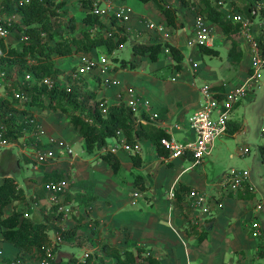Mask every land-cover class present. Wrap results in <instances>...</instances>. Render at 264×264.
I'll return each mask as SVG.
<instances>
[{
    "label": "rangeland",
    "instance_id": "rangeland-1",
    "mask_svg": "<svg viewBox=\"0 0 264 264\" xmlns=\"http://www.w3.org/2000/svg\"><path fill=\"white\" fill-rule=\"evenodd\" d=\"M55 1L56 3H63L65 6V8L57 12V16L53 17V24L55 25V29L57 30L59 35L65 36V37H72L73 35H80L78 31H82V29L85 28L83 19L86 16V14L90 12L83 8L82 0H55ZM131 1H134V2H131ZM131 1L127 3L128 6H131L133 8V12L130 15L131 17H133L134 15L136 16L139 13H143L149 18L155 17V14L153 12L154 11L153 3L148 5L138 0H131ZM167 1L170 5H172L178 11L179 21H184L188 26H190V29H192L193 25L195 24V20L197 16H195V14L193 13V7H191V5H193L194 3L198 4L199 3L198 0H167ZM222 1H223V6H225L226 4L232 5L230 8L231 12L233 13L238 12L242 16L243 15L247 16L244 11V8L246 7L245 1L243 0H222ZM135 2L143 6H139ZM186 3H189L190 5H186ZM65 9H66V13L63 12V10ZM257 16L254 17L253 19L258 18V20H261V21L264 20L261 11ZM70 17H74L76 19V23L78 26L77 32H74L69 26ZM144 21H145V18H140V22H143L144 24H147L146 22L149 20L145 22ZM107 23L110 29H114L110 21H107ZM254 23L255 21L253 22V25ZM253 25L250 26L251 27L250 33L257 32V29H255V26ZM136 33L137 35H134V34L129 35L130 37L129 44L128 45L125 44L119 49H117L119 50L118 52H116L115 50L114 52L110 53L108 49L103 46V47L94 49L91 53V55L93 56L106 57L108 61L110 62L109 66L113 69L112 73L113 75H115V77H116L117 71L121 72L120 78L117 77L118 80H120L118 86L107 85L99 76H93V75H85L79 81L80 84H78V82L73 84L71 75L72 73L76 71L78 67V64H79L78 55H73V56L66 57V58H63V57L61 58L56 55H53L56 61L57 67L62 70V74L58 76L55 82L59 85L60 88H66L71 85H73V87H78L81 93L84 94L82 95V99H85V100H89L90 93H95L98 99H105V102L109 107L114 106L117 103L116 101L118 99L116 98V90L119 91L120 89L122 90L127 87H131L130 85L136 88L140 93L147 95V97L150 98V100H153L156 105H159L161 102H163V100L165 101L168 100L167 103H169L170 98L175 99V101L173 102L174 105L175 103L177 104V102L179 101V100H176L179 98L177 94H174V93H172L171 95L163 94V97L161 96L162 92H167L170 90L169 89L170 87L174 86L172 83L168 84L169 82L167 81L171 82L172 81L171 75L174 74L175 72L177 73L180 72L177 69V63L173 60V58H169V56H166L165 54H161L160 60L158 61V63L153 62L148 56L142 57V56L135 55L132 49L133 43H148V44L158 43V42H155L154 39L144 40L145 42L141 40V42H138L139 39H141L142 33L137 32V31ZM139 33H140V36H139ZM171 33H172V29L170 27L167 28V31H164V34H162V36H160V38H158L157 41L165 39V37L169 38L168 35L166 34H171ZM174 33H177V31ZM108 34L109 33L100 34L96 30L94 31V35H95L94 37H97L98 35L106 37L108 36ZM23 35H24L23 32H20L19 30L16 29L10 34L7 40L8 45L10 47L20 48L21 50V46L19 44L21 43V39ZM192 38L193 36H190V39L188 41L190 46H194L192 44V40H191ZM185 50H186L188 57L189 55L190 56L192 55L193 50L190 49L188 46L186 47ZM221 50H222V54L227 57L228 51H226L225 45L224 47H221ZM193 55H194L193 56L194 61L196 63L198 62L199 64L198 71L200 72V74L196 68H193V67L189 68L188 65H190V63L186 62V65L188 64L187 65L188 71L186 73H189L190 75L186 74L184 77V81L186 82L187 85H189L188 86L189 92H188V95H186V100L192 101L193 107L196 108L197 103L200 100V92L198 88L194 86L193 87L190 86L193 81H194L193 83H195L193 85L195 86L198 85L201 87L204 84L214 85V83H215L214 86H217V85H223L226 82L232 83V81L235 80L236 74L232 71V72H227L228 74L224 75V73H222L223 71L222 72L218 71V68L221 65H223L224 62H221L217 58H211L210 56H207V55L202 56L201 52H198L195 50L193 52ZM0 57H1V54H0ZM225 59L226 58H224V60ZM248 64H249V61L247 59L244 65L248 66ZM131 65H134V68H132ZM262 73H263V78H262L260 87L258 88L257 99L253 102L242 100L241 103L243 104L244 101L245 103L239 109V112L237 115L238 120H239L238 123L240 122L244 123L246 126L245 130L239 133L237 138H231L233 135L231 132L228 131L226 134L227 137L220 138L215 144V148L212 153L211 161L207 166V170L209 174L215 176L216 179L218 177V179L222 180L223 178H225L226 174H228V172L232 170L242 171V170L250 169L254 177V180H256L258 184H262V181H264V162L262 161V156L260 155V152H259V148L261 144L264 143V137H262L263 130H264V69ZM214 76H217V77L225 76V79L224 80L220 79L218 81L216 80V82L214 83L211 82L210 80H206L200 83L202 80V77L204 79H210V78L214 79L215 78ZM12 77L13 78L10 81L11 83H13L16 79L14 74ZM156 82H159L158 85L154 84ZM0 89L2 90V87H0ZM254 90L249 92L248 97L251 94H253V92H255ZM9 94L11 95L10 90H9ZM90 103L91 105L93 104V101L91 99L88 101V105H90ZM15 107L19 110L29 111L30 113L28 117L33 116V119H35L36 123L38 124L40 123L39 119L35 117L36 114L40 113L39 110L37 109L28 110V108H26L23 103H20L16 105ZM41 112H42L40 113L41 116L47 113L46 111H41ZM167 112H168L167 108L165 109L162 108L160 111H157V112H153L151 109V113L153 114V117H154V122L162 123L164 120H169L170 121L169 124H172L173 121L175 122L176 119L170 118L168 115H166L168 114ZM55 114H57L56 118L62 121L66 127L60 128L61 131H60V136L58 137L59 139L58 141H55L54 144L56 145V147L59 145L62 146V148L59 149L60 152L58 153L59 155L58 158L59 159L64 158L66 160V162H64L65 164H67V168L65 172L68 174V179L72 182L71 185H72V188L74 189L73 193L69 194L71 195L70 196L71 199L69 203L72 205L71 207L73 211L71 215L68 217L67 221L69 223L70 221H73V220L77 222V218L79 217L82 218V220L79 222L78 228L72 237L66 239L62 236V243L60 246L58 245L56 248V251H55L56 257L53 262H56L57 264H77L79 261H84L83 260L84 254L86 252H90L92 260H93V264H97L96 261L98 260H103L106 264H114L115 261H113L109 257H106V255L103 253L102 247L104 244H109V245L119 247L121 250H125L126 244H127L126 235L130 234L129 232L130 227L127 226L126 224H114L111 215L108 217L109 215L108 211L110 209V206L112 207L113 205L112 200L100 203L101 205L98 204L100 205L99 209L96 207L98 211L95 210V207L89 208V209L87 208L91 204V202H93L92 195H93L94 185L88 186L86 182L79 183L80 181L77 178H75L76 175L72 173L74 169L70 168L69 163L67 162L68 161L67 158L72 156L68 153L69 149L73 150L75 156H82L88 160L94 158L95 154L100 153V155L102 156V154L109 153V149L111 147H114L115 145L120 144V141L116 142V138L109 139L108 144L106 146H101L99 149H96L94 151L95 154L93 153L88 154L86 152L87 150H86V146H85V142L83 138H81V136H79L78 134L74 132L75 129L69 123L67 116L62 113H55ZM48 115L52 118L55 117L54 113L51 111H50V114ZM52 118H47L46 116H44L43 118L45 126H47L48 128L50 127L51 130H52L51 126H53V121H54ZM69 125H71V127H69ZM245 146L251 149V153L250 155L242 156L241 150H243ZM141 147H142V154H144V157L148 161L153 162L154 160L153 154L155 151L154 147L152 146V149L150 147L148 148L143 145H141ZM133 150H134L133 152L128 153L127 155L132 157L133 156L132 154H134V152L136 151L134 148ZM58 155L55 154V156L51 158V160L56 159ZM1 157L2 159L0 162V181L3 180V171L7 170L9 167L13 168L15 174H17L18 176V179L26 183L27 182L30 183L31 181H38V180H35V178L29 179V181H27L29 176L27 172L25 171V168L29 166L31 169H34L36 166V163H34L32 159L28 157L24 158L19 155L16 156L12 152H4ZM90 166H91V169L94 171V178L97 182L98 190L100 194H102V196L105 198L106 197L115 198V199L118 198V200L114 202L115 208H116V218H119V216L122 214H125V212H130V211L134 212L133 208L131 207V204L133 207L136 208L139 205L140 201H142L141 199L144 197L143 196L144 194L141 195L142 192L140 193L141 195L140 200L135 199L133 195L130 194L131 186L129 184L133 186L134 180H136V176L138 175V173L145 174V172L139 171L138 168H135L131 165L126 164L123 167L120 175L114 176L112 169L106 164L105 161H102V160L96 161V162L91 161ZM190 166H191L190 167L191 169L196 168L193 171H191V174L192 173L199 174L203 170V168L201 169L202 167L201 165H193L192 163L190 164ZM142 167H144V165ZM152 167L154 168V170L158 169L157 166L154 165V163L152 164ZM197 167H200V168H197ZM190 168H188L187 170H189ZM179 171L180 169L178 168L171 169L165 166H163V168H159L158 170L159 173H158L157 180L160 184H162V186L160 187V191H163V199H166V201L170 205V208L173 207L175 204V197L172 198L171 193L176 190L177 186L176 187L171 186L169 190L165 188H167L168 185L171 184V179L174 178L175 175ZM28 172H29V175H33L32 173H35V174L37 173L36 175L38 176L41 175V173H39L38 170H35L32 173L30 171ZM144 177L146 178V182L149 181V185L150 184L151 185L153 184L155 186L157 185L156 183L150 182L151 180L153 181V178L155 177V175L148 174V176L145 175ZM215 177L212 178L213 182L216 184L219 183L220 185L222 181L218 179L216 180ZM115 182H116V185L119 186L118 188H115L114 186ZM134 189H135V185L133 187V191ZM139 191H140L139 189H136L134 192H139ZM38 196H44L42 187L40 188L39 192L36 191L31 196L30 201L20 202L18 204H16L17 202H15L16 206H14V208H17V209L23 208V210H26L32 206L34 201H37ZM129 196L131 198H129ZM217 197L218 195L212 196V199L210 200H213V201L217 200ZM130 200H131V203H130ZM166 201H162V203L157 201V205L159 204L161 205H159V209H155V211H156L157 216L162 219V222L159 226V230L163 231L164 229L165 233H167V235L169 236L170 226L167 222L168 213L164 214L165 210L166 212H168L167 209L165 208V204H167ZM216 202H218V200ZM52 204L53 205L50 210L47 208V210L50 212L48 215H45L43 213L45 217H42L39 213L38 214L39 216L37 217L35 216V219L41 220V221L42 220L47 221V223H49L50 226H52V223H50L51 221H54V223L56 221H59V222L61 221V223H64V221L62 220L63 217L57 216L59 207L56 206L55 203H52ZM148 204H150V202H148ZM263 209L261 208L260 211H262ZM31 211L32 210H30V212ZM95 211L97 212L96 215L94 214ZM197 211H200L201 214L206 215L205 218L200 217L197 214L198 213ZM197 211L194 212L193 210L189 211V209H185L184 211L185 213L183 212L182 215L183 216L189 215L190 218L192 219L191 223L200 225L201 221H204L205 223V222L210 221L212 218L216 219V216L219 213V211H217L218 213L216 214H212V215L206 214L204 213L202 209H199V208H197ZM226 211L230 213L232 211V206L230 205L227 206V208L224 211H222V213L219 216V219L216 225L217 227L216 230L218 231V233L222 234L220 237H224L226 235L225 234L226 229L228 228V218H227L228 215ZM99 213H100V216H99ZM147 214H150V212H148ZM134 216H137V215L134 214ZM262 217H264V215ZM147 219L148 217L142 221H138L139 223V224L137 223L138 226L141 225L140 223H145L146 225L145 220ZM128 220L129 218L127 217V221ZM185 221L183 225L187 226V223ZM235 222L236 221L233 220L230 223V225H233ZM69 223H67V226L64 224L62 227H69ZM138 226L135 227L134 225H132L131 228L137 229ZM54 227H56V225ZM62 227L61 226L59 227L61 229L60 231L61 235H63L62 233L64 232L62 231L63 230ZM251 229H252L253 235H254V232H256L258 229L260 230L261 233L263 232V229L262 227L260 228V224L258 223V221H255V225L254 224L251 225ZM148 233H150V230L146 228V230H144V235H148ZM0 235H1V228H0ZM253 237H256V236H253ZM244 241L245 239L235 240V235H234V240L232 241V243L234 245L235 244L241 245L244 243ZM67 245L70 246L71 248L69 247L67 248ZM1 251L3 255L5 256L14 255V250H12L10 246L8 245L2 246ZM66 251H69V253L64 254ZM236 256L240 257V253H236ZM254 256H255L254 257L255 259H254L253 264H258V262L256 261L257 257L256 255ZM0 261L3 263L6 262V260H0ZM34 262L35 261L31 260V264H35ZM15 264H23V263H15Z\"/></svg>",
    "mask_w": 264,
    "mask_h": 264
},
{
    "label": "crops",
    "instance_id": "crops-1",
    "mask_svg": "<svg viewBox=\"0 0 264 264\" xmlns=\"http://www.w3.org/2000/svg\"><path fill=\"white\" fill-rule=\"evenodd\" d=\"M114 1H115L116 6H121V5H127V3L130 2L131 0H114ZM260 1L264 2V0H260ZM131 2H134V1H131ZM136 4H138L139 6H143L139 3H136ZM149 4H151V3H148V5ZM231 6L232 5L226 4L225 6H222L220 9L224 13H228V12H231L230 11ZM64 8H65V6H64ZM153 8H154L153 12L155 14L154 18H149L145 14L139 13L136 16L135 15L133 17L130 16L129 20L124 25L126 27V31H127L128 35H131V34L137 35L136 31L142 33L141 39H139L138 42H141V40L144 41V40H149V39H154L155 42H158V43L168 42V43L176 46L177 48H179L183 52V54L185 56V60L183 61V70L178 72V73L175 72L174 74L171 75L173 82L172 81L171 82L167 81V82H169L168 84L172 83L174 86L170 87L169 91L162 92V95H161L163 97V94L171 95L172 93H174V94H177L179 96V98L176 99L179 101L177 102V104L175 103V105H174L173 102L175 101V99L170 98L169 103H167L168 100L167 101L163 100V102H161L159 105H156L153 100H150V98L147 97V95L140 93L136 88L135 89L140 94L147 97L151 101L153 112L160 111L162 108H164V109L167 108L168 114H166V115H168L170 118L176 119L175 122L173 121L172 124H169V122H170L169 120H164L162 123H159V122L157 123L154 121H151V122L155 123L159 127H162L163 129H165V131L168 134H170V136L172 135L178 141L185 142V141L190 140L194 137L193 136L194 134L189 127L188 120L194 113H196L197 111H199L201 109V105H202V101H203V97H202V93H201V87L203 85L201 87L198 85L195 86V85H193V84H195V83H193L194 81L192 82V84L190 86H192V87L194 86V87L198 88V90L200 92V100L198 101L199 104L196 102L197 106H196V108H194L193 102L190 100H186V95H188V92H189V87H188L189 85H187L186 82L184 81L185 75L189 74V73H186L188 71V67L192 68L193 63H196L193 59L194 50L200 52L198 47L190 46L189 42H188L190 39V36L194 35L195 24L193 25V28L190 29V26H188L184 21H179L180 23L185 24V28L175 30L174 28L170 27L172 29V33L166 34V35H168L169 38L165 37V39L157 41L158 38H160V36H162V34H164V32L157 34L156 32L148 31V30H146L145 24L143 22H140V18H145V21L149 20V21H152L156 24L163 25L165 27L164 31H167V28H169V26L166 22L165 17L159 12L158 8L156 7V5L154 3H153ZM236 13H238V12H236ZM178 17H179V14H178ZM254 21H255V23L253 26H255V29H257V32L251 33V37H246V36H243L241 34L236 39L237 42L239 43V51L243 53V60L240 64L234 63L232 58L229 56V50L231 48V41L228 40L227 37L223 34L220 27H218L216 24H213L212 22L208 21L210 23V25L212 26V34H211V38H210L208 47L213 48V49L220 52L219 57H211V56L210 57L211 58H217L221 62H224V64L218 68V71H221V72L223 71L222 73H224V75L228 74L227 72L233 71L236 74L235 80H237V81H235V80L232 81V83L226 82L223 85L214 86L215 85L214 82H216V80L217 81L220 79L224 80L225 76L224 77L214 76L215 77L214 79H211V78L210 79H204L202 77V80L200 83H202L206 80H210L211 82L214 83V85H210V84H208V85H210L212 87V90L218 95V97L223 98L224 95L228 91H231L232 89H235V88L242 87L244 85V83H246V81L249 79V77L252 73L254 44H253V42H251V39L255 38L259 44L258 39L261 37L264 38V35L262 33L263 26L261 25V20H258V18L257 19L255 18V19H253V22ZM195 22H196V20H195ZM250 30H251V28H250ZM176 31H177V33H174ZM140 33H139V36H140ZM221 42H222V44H221ZM128 44H129V42L126 43V45H128ZM144 44H148V43H144ZM153 44H157V43H153ZM224 45H225L226 51H228L227 57L222 54L221 47H224ZM187 46L193 50L192 55L191 56L189 55V57H188L186 50H185ZM165 49L166 48H164V50ZM118 51L119 50H116V52H118ZM162 54H165L164 51ZM202 56H205V55H202ZM78 57H79V55H78ZM224 58H226V59L224 60ZM247 59L249 61V64H248V66H245L244 63L246 62ZM186 62L190 63V65L187 64L188 67L186 65ZM156 63H158V62H156ZM197 64H198V62H197ZM198 68H199V64H198ZM198 68H196L197 71H198ZM120 74H121L120 71L116 72V79H118L117 77L120 78ZM199 74H200V72H199ZM215 74H216V72H215ZM191 80H192V78H191ZM261 82H262V79L254 88H252L250 90V91H252L255 89L254 90L255 92H253V94H251L249 97H248V95H249V93H248L247 97L243 100H245V101L247 100L249 102L255 101L258 97V88L260 87ZM158 83L159 82H156L154 84L158 85ZM130 86L132 87V85H130ZM124 97H125L124 89H122V90L120 89L119 91L116 90V98L118 99L116 101L117 102L116 105L124 104L123 101L121 102V98L123 100ZM245 101H244V103H245ZM241 102L238 103L234 107V109L232 110V112L230 114V119L228 122V126H229L228 131L231 132L233 135L231 138H237L239 133L243 132L246 128L244 123L240 122L242 125L240 123H238L239 120H238L237 115H238L239 109L244 104V103L242 104ZM46 112L47 113L44 114L43 116H41V114H40V113H42L41 111L39 114L35 115V117L39 119L40 125L42 126V130L44 132V135L42 136L41 148L43 150H52L54 154L58 155V153L60 152L59 149L62 148V146L59 145L56 147V145L54 143H55V141H58V139H59L58 137L60 136V131H61L60 128H63L66 126L63 124L62 121H60L58 118H56L57 114L54 113L55 117L53 116L54 118H52L48 115V114H50V111H46ZM44 116H46L47 118H52L54 120L53 126H51L52 130L50 129V127L48 128L47 126H45V123L43 121ZM134 121L136 122L138 128L140 127L141 124L147 125L149 123V122L148 123H142L141 121L139 122L137 120H134ZM71 125H69V127H71ZM176 127H178V128H176ZM236 127H239V128L237 130H235L234 132H232L233 129ZM74 132L76 134H78L76 132V130ZM122 136H123V134H122ZM224 137H227V135H225L221 138H224ZM262 137H264V130H263V136ZM119 138H120V136H117L116 142L119 141ZM144 141H146V142H144ZM141 145L148 147V148L150 147L151 149H152V146L154 147L155 151L153 154L154 155L153 162L148 161L144 157V154H142ZM245 148H249V147L245 146L243 148V150H241V155L242 156L250 155V153H251L250 148H249L250 149L249 154H246V155L243 154V151ZM4 152H12L16 156L19 155V156H22L24 158L28 157V158L32 159L34 161V163H36L35 160L32 158L33 155H31V154L33 152L31 151L30 148H28L27 153H24L23 151H21L20 148H13V149L1 151L0 152V162L2 159L1 156ZM86 152L88 154H92V153H89L88 151H86ZM259 152H260V155L262 156V161L264 162V143L261 144V146L259 148ZM121 153H123V154H121ZM93 154H95V153H93ZM127 154L128 153L126 151L121 149L115 155H117L121 160V163H122L121 171H122L123 167L126 164H128V165H131L135 168H138L139 171L145 172V174L138 173V175L136 176V180H134V185H135L134 191L136 189H139L140 190L138 192L139 195L142 192L141 195L144 194L143 195L144 197L141 199V195H140L138 198H135L134 193H136V192L133 191L134 185L132 186L131 184H129L131 186L130 194L133 195V197L135 199H138V200L141 199L142 201H140L139 205L136 208L133 207L131 204V207L133 208L134 212H131V211L125 212V214L120 215L119 218H116V208H115V204H114V202H116V200H118V198H116V199L110 198V197L105 198L102 196V194H100V192L98 190L97 182L94 178V171L91 169V166H90L91 161H94V162L100 161V160L104 161L101 158L100 153L95 154L94 158L89 159V160L82 157V156H75L74 152H73V154H70V155H72L71 156L72 159H71V157L67 158L68 159L67 162L69 163L70 168L74 169V171L72 173H74L76 175V177L74 175L73 176L80 181L79 183L86 182L88 184V186L94 185L93 186L94 190H93V195H92L93 196V199H92L93 202H91V204L87 208L89 209V208L95 207V210L98 211L99 206L101 205L100 203L112 200L113 205H112V207L110 206V209L108 211V213H109L108 217L111 215L114 224H126L127 226L130 227V229H129L130 234L126 235V243L127 244H126L125 250H121L119 247L109 245V244H104V245H109L111 247L117 248L122 253H124L127 250H131L137 254V249L143 248L146 251L145 253H143L144 257L148 256L150 254V255L156 257L157 259H159L163 264H253L254 259H255L254 255H256V257H257L256 261L258 262V264H264V258L258 256V252L260 250V247L262 245L264 246V217H262L264 215V209H263L264 208V181H262V184H258V182L256 180H254V177H253L250 169H246V170L250 171V184L252 185V187L254 189L251 194L254 195V198L249 199V200H244V199L239 198V196L248 195V192H250L249 190H247L245 192L240 191L237 194H235L233 192L229 193V192H227L228 189L222 185L223 180L226 179V177L228 176V174L231 171L228 172V174H226L225 178H223L222 180L218 179V177H217L218 180L222 181L220 183V185H219V183L216 184L213 182L212 178H214L215 176L210 175L208 170H207V166L211 161L212 155L210 157H208L204 161V163L201 165L202 166L201 169L203 168V170L199 174H197V173L191 174V171L196 169V168H192V169L190 168L191 167L190 164H192V159H180V160H175V161L171 162V161H167L166 160L167 158H165V159L160 158L158 156L156 146L154 145V143L151 140H146L143 138L138 140V150L135 151L134 154H132V155L138 154L140 156L141 163L139 166L135 165V163L133 161V156L130 157ZM58 157H59V155L56 157V159L49 161L45 165H38L36 163V166L34 169H31L29 166H27L25 168V171L27 172V174L29 176L27 181H29V179H33V178H35V180H38V181H31L30 183L29 182L26 183V182L18 179V176H17V174H15L14 171L9 175V176H12L16 179L19 189H21L24 192V195L26 197V201H30L31 196L36 191L39 192L41 187L43 188L44 196H38L37 201H34L32 206L29 207L28 209H26V210H23V208L19 209V210H22L23 212H26L25 213L26 217L36 220L35 216L36 217L39 216L38 215L39 213L42 217H45V215H48L50 213L47 210V208L50 210L52 205H53L52 204L53 202L50 200L49 194L46 190V184H45L44 178L46 176H52V175H58V177H61V178H57L58 180L68 178V174L65 172V170L67 168V164H65L64 162H66V160L64 158L59 159ZM153 163H154V165L157 166V168H158L157 170H154V168L152 167ZM163 163H165L168 166H166ZM83 165H84V167H83ZM143 165H144V167H142ZM163 166H165L167 168H171V169H173V168L180 169V171L175 175V177L171 179V184H169L168 187L165 189L169 190L171 188V186H173V187L177 186L176 188H180L181 186H189L192 188V190H197V191H201L203 193H206V195L208 196L209 199H212V196L218 195L217 200L219 203H223L224 207L222 209H219L217 207H213L211 215L216 214V213H218L217 211H219L218 215L216 216V219L212 218L210 221L205 222V223H204V221H201L200 225L199 224L196 225L194 223H191L192 219L190 218L189 215L183 216L182 213L185 211V209H189V211L193 210L194 212L197 211V208H194L192 206L191 200L188 197L189 193L184 195L183 200L180 203H177V200L175 197V204L173 207L170 208V205L168 204L166 199H163V191H160V187L162 186V184H160L157 180L158 173H159L158 170H159V168H163ZM188 168H190V169L187 170ZM197 168H200V167H197ZM35 170H38L39 173H41V175L38 176V175H36L37 173L36 174L32 173ZM28 171H30L33 175H29ZM121 171L119 172V174L114 175V173H113V175L118 176V175H120ZM242 171H244V170H242ZM5 173L6 172L3 171V180L6 177ZM148 174L155 175V177L153 178V181L151 180L150 182L156 183L157 184L156 186L153 184L149 185V181L146 182V178L144 176L145 175L148 176ZM57 179H55V180L52 179V180L56 181ZM138 179H140V181L141 180L143 181L145 189H141L140 187L138 188L136 186V182ZM215 179H216V177H215ZM3 180L0 181V184L3 182ZM71 184H72V182H71ZM114 186H115V188L119 187L116 185V182H115ZM73 190L74 189L72 188V185H71L68 192L60 198V201H59L60 203L58 205H56L59 207L57 216L63 217L62 220L64 221V223H61V221L60 222L56 221L55 223H54V221L50 222V223H52V226L49 227L50 228L49 236H50L52 242L55 240L57 234L61 233L60 232L61 229L59 227L60 226L62 227L64 224L67 226V223H69L67 221V219L71 215L73 209L71 207L72 205L69 203L71 197H68V196H71L69 194L73 193ZM215 190H216V192H215ZM129 198H131V197L129 196ZM217 200H214V201H217ZM147 201L150 202V204H148ZM157 201H159L160 203H162V201L167 202V204H165V208L167 209L168 212H166V210H165L164 214L168 213L167 222H168L170 229H171V230L169 229V236L167 235V233H165L164 229H163V231L159 230V226L162 222V219L157 216L155 209H159V205H161V204L157 205ZM16 202H17L16 204L20 203L19 201H16ZM13 203H14L13 205L11 204L10 206H8L5 209V216H9L13 212L14 209H17V208H14V206H16L15 202H13ZM130 203H131V200H130ZM98 204H100V205H98ZM229 205L232 206V211L230 213H228V211H226L227 215H228L227 216L228 228L226 229V233H225L226 235L224 237H220L222 234L218 233V231L216 230V228H217L216 225H217L220 214ZM62 207H70L72 210L70 215L66 216L65 213H63V212L61 213L60 208H62ZM261 208L263 209L262 211H260ZM30 210H32V211L30 212ZM148 212H150V214H147ZM197 212H198L197 214L200 217L205 218L206 215L201 214L200 211H197ZM94 214L96 215L97 212L95 211ZM134 214H136L137 216H134ZM99 216H100V213H99ZM127 217L129 218L128 221H127ZM147 217H148V219L145 220L146 225H145V223H140L141 225L138 226V224H139L138 221H142V220L146 219ZM81 220H82V218L79 217V218H77V222L74 220L70 221L69 227H62V229H63L62 231H68V230L73 229V228L74 229L76 228V230H77L79 222ZM233 220H235L236 222L233 225H230V223ZM36 221H41V220H36ZM184 221L187 223V226L183 225ZM255 221H258V223L260 224V228L262 227V229H263V232L260 235H257V232H254V235L252 233L251 225L252 224L255 225ZM55 225H56V227H54ZM132 225H134L135 227L138 226V228L132 229L131 228ZM193 226H196V228H198V230H200V231H207L206 240H204L203 242L199 241V236L196 235V232H195V229L193 228ZM146 228H148V230H150V233H148V235H144V230H146ZM234 235H235V240L236 239H245L244 243L241 245H238V244L234 245L232 243V241L234 240ZM253 236H256V237H253ZM61 243H62V241H61ZM61 243L59 244V246L61 245ZM141 244H143V245H141ZM6 245L10 246V248L12 250H14L13 256L3 255L2 251H1L2 246H6ZM68 247L71 248L70 246L67 245V248ZM102 249H103V247H102ZM19 252L20 251L18 248L14 247L13 245L6 243L2 240V231H1V235H0V260H6V262L3 263L0 261V264H14V263L31 264L32 259H30L28 256L24 262L17 261L16 258L19 255ZM68 253H69V251H66L64 254H68ZM236 253H240V257H237ZM106 257H108V256L106 255ZM144 257H142V258H144ZM110 259L115 261L113 258H110ZM65 260H67V259H65ZM141 260L142 259L140 258L139 261H141ZM33 261H35L34 262L35 264H38L37 260H33ZM77 264H79V262ZM143 264H148V263L143 262Z\"/></svg>",
    "mask_w": 264,
    "mask_h": 264
},
{
    "label": "trees",
    "instance_id": "trees-1",
    "mask_svg": "<svg viewBox=\"0 0 264 264\" xmlns=\"http://www.w3.org/2000/svg\"><path fill=\"white\" fill-rule=\"evenodd\" d=\"M6 13L20 14L22 23L15 24L10 30L16 29L23 32L28 40L21 42L20 48L10 47L7 40L0 39V72L5 71L8 80L11 81L13 74L16 79L13 85L23 93L28 100L24 106L29 109H37L39 111H51L53 113H62L67 116L69 122L85 142L86 150L94 153L101 146H106L108 140L117 138L118 132H122L126 141L136 148L138 140L143 138L151 140L156 146L158 156L160 158L169 157V151L162 145V140L170 138L165 129L157 126L153 122L147 125L141 124L137 127L133 119L130 109L124 104L110 106L107 113L104 114L99 105L105 99L97 100L95 93H90L93 104L88 105L89 100L82 99V94L78 87H73L71 91L66 88L54 86L26 85L21 87L18 84V78L25 76V73H31L36 80L51 77L54 80L62 74V70L56 65L53 55L58 57H70L78 54H91L94 49L106 47L110 53L119 49L127 42L130 37L127 34L124 24H120L116 19L112 20L114 29H110L103 19L94 15L92 0H82V6L90 11L83 19L85 28L78 31L80 35L72 37L60 36L55 25L53 17L57 16V12L64 8L63 3H56L55 0H31L29 4L18 5L16 0H2ZM144 4L154 3L159 12L165 17L169 27L174 29L185 28L184 23L179 22L177 10L168 3L167 0H138ZM218 1L222 0H198V4L194 3L193 13L195 16H202L207 21L216 24L221 28L223 34L231 41L229 56L233 62L240 64L243 60V53L239 51V43L237 37L241 35L242 25L235 23L227 17V14L221 11ZM246 2L244 11L248 17L253 19V10L257 8L258 0H243ZM186 5H190L186 3ZM66 13V10H63ZM264 18V7L261 10ZM70 28L77 32L78 26L74 17L70 18ZM100 34L109 33L108 36L94 37V31ZM116 40V41H115ZM259 40V46L264 56V38ZM164 48L169 49L170 55L177 63V69L183 70V61L185 56L183 52L176 46L165 42L157 44L133 43L132 49L137 56H148L153 62H158ZM202 55L211 57H219L220 52L208 46H199ZM134 68V65H131ZM13 96L12 90L10 89ZM221 98V97H219ZM21 102L18 99L13 100L0 98V120L6 127L5 137L12 142H16L25 136V118L28 117L29 111L19 110L15 106ZM147 116V115H145ZM33 118V116L31 117ZM239 127L233 129L232 132ZM101 158L110 166L114 175L119 174L122 168L120 158L112 153L103 154ZM135 165H140L141 158L138 154L133 155ZM13 168L9 167L5 170V178L0 184V228L2 231V240L19 249V255L16 260L24 262L27 256L32 260H41L45 257L44 248L52 242L49 236L50 224L47 221H36L28 218L25 212L14 209L9 216H5V209L13 204V202H26L24 192L19 189L17 181L14 177L9 176L13 172ZM58 175L46 176L45 184L52 179L55 180ZM142 179V178H141ZM58 180V179H57ZM61 180V179H59ZM136 186L145 189L143 181L137 180ZM192 188L189 186H181L176 188L175 197L177 203L182 202L184 195L190 193ZM252 192H248L246 196H239L244 200L253 199ZM70 197V196H68ZM199 241L203 242L207 238V231H200L193 226ZM76 228L64 231L62 236L66 239L73 236ZM103 252L110 258L115 260V264H163L159 259L152 255L143 256L145 249L138 248L137 254L131 250L122 253L119 249L109 245H103ZM258 256L264 258V246L260 247ZM144 257V258H142ZM142 259L139 261V259ZM97 264H106L103 260L96 261ZM52 264H57L53 262ZM79 264H93L90 256L86 261H79Z\"/></svg>",
    "mask_w": 264,
    "mask_h": 264
},
{
    "label": "built area",
    "instance_id": "built-area-1",
    "mask_svg": "<svg viewBox=\"0 0 264 264\" xmlns=\"http://www.w3.org/2000/svg\"><path fill=\"white\" fill-rule=\"evenodd\" d=\"M18 5L29 4L31 0H16ZM217 2V0H214ZM0 0V39L8 40L11 32V28L15 24H21L22 19L20 14H7L4 9L5 6ZM92 13L99 16L105 21L108 26L107 21L116 19L120 24H126L133 12V9L128 5L116 6L114 0H93ZM220 6H223V1H218ZM257 8L253 10V15L255 17L260 13L264 7L263 1L257 2ZM227 17L235 23H240L242 25L241 34L246 37H251L250 26L253 25V20L248 18V16H242L239 13L228 12ZM258 17V16H257ZM145 24L146 30L156 32L157 34L163 33L165 27L163 25L156 24L152 21H147ZM262 33L264 35V20L261 21ZM212 34V26L210 23L202 16H198L195 22L194 35L192 38V44L195 47L208 46ZM28 40V37L23 35L21 42ZM254 44V55H253V65L252 73L246 83L239 88L228 91L223 98H219L218 95L212 90V87L208 84H204L201 87V93L203 97L201 109L194 113L188 120L189 127L193 132V138L185 142L178 141L175 137L171 135L170 138H165L162 140V145L169 151V157L167 161H175L180 159H192L193 165H202L204 161L210 157L213 153L215 144L217 140L225 136L229 130L228 122L230 119V114L234 107L245 99L249 91L254 88L260 80L263 78L264 69V56L262 50L255 38L251 39ZM165 54L172 58L169 49L164 50ZM109 61L106 57H97L91 54H79V64L74 73L71 75L73 84L83 78L85 75L99 76L107 85L118 86L119 80L116 79L115 75L112 73V68L109 66ZM194 68H198L197 63H193ZM18 84L21 87L26 85H39L47 86L50 89L54 86H59L55 80L51 77H46L41 80H36L31 73H25V76L18 78ZM0 98L13 100L18 99L21 103H25L28 98L17 89L13 83L8 80L5 71L0 72ZM8 89V91H7ZM12 90V94H9V90ZM68 91L73 89V85L66 87ZM125 97L121 102H124L125 107L131 110L133 119L141 121L142 123H148L154 121L153 114L151 113L152 103L151 101L140 94L135 88L127 87L124 89ZM97 100H100L97 98ZM95 106V101L93 102ZM99 107L102 109L104 114L107 113L109 106L103 101ZM147 115V116H145ZM149 116V117H148ZM146 117V118H145ZM25 136H23L18 141H10L5 137L6 127L0 120V152L13 148H20L21 151L27 153L28 148L33 152V159L38 165L47 164L51 158L55 156L52 150H43L41 148L42 136L44 132L40 123H36L35 119L30 117L25 118ZM178 128V127H176ZM29 131V133H28ZM120 136V144L115 145L109 149L112 154H117L121 149L127 153L133 152V147L126 141L122 136V132H118ZM138 150V145L134 148ZM250 149L245 148L243 154H249ZM69 154H73V150H68ZM30 155V156H31ZM224 187L228 190L227 192H233L235 194L240 191H253V187L250 184V171H238L232 170L224 182L222 183ZM71 181L68 178L49 181L46 184V190L49 194L50 200L58 205L60 198L65 195L70 189ZM140 195L138 192L134 193V197L138 198ZM171 197H175V192L171 193ZM188 197L191 200L192 206L194 208H199L206 214H211L213 207L222 209L224 207L223 203H219L210 200L206 193L201 191L192 190ZM211 203V204H210ZM70 207L60 208V212L65 213L66 216L71 213ZM257 234H261L258 229ZM62 241V235L57 234L55 240L51 244L44 248L45 257L38 261V264H52L55 260V251L57 246ZM91 256L90 252L84 254V261H86ZM15 264V263H14Z\"/></svg>",
    "mask_w": 264,
    "mask_h": 264
},
{
    "label": "clouds",
    "instance_id": "clouds-1",
    "mask_svg": "<svg viewBox=\"0 0 264 264\" xmlns=\"http://www.w3.org/2000/svg\"><path fill=\"white\" fill-rule=\"evenodd\" d=\"M258 1H260V0H258ZM258 1H257V2H258ZM78 55H79V54H78Z\"/></svg>",
    "mask_w": 264,
    "mask_h": 264
}]
</instances>
